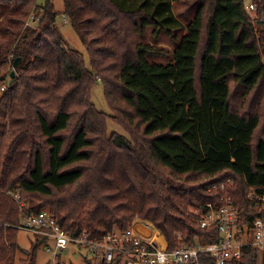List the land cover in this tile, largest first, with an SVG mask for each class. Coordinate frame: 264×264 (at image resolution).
Masks as SVG:
<instances>
[{
    "label": "trees",
    "instance_id": "trees-1",
    "mask_svg": "<svg viewBox=\"0 0 264 264\" xmlns=\"http://www.w3.org/2000/svg\"><path fill=\"white\" fill-rule=\"evenodd\" d=\"M126 1L64 0L82 53L65 42L53 0H0V85L12 81L0 97V264L18 253L38 264L47 241L20 246L14 192L73 238L100 240L140 218L171 251L219 242L218 228L194 220L223 205L222 184L243 222L262 216L248 193L264 194V0H198L186 26L169 9L179 0ZM99 84L129 137L108 133L92 100ZM242 253L226 264H264V251Z\"/></svg>",
    "mask_w": 264,
    "mask_h": 264
},
{
    "label": "built area",
    "instance_id": "built-area-1",
    "mask_svg": "<svg viewBox=\"0 0 264 264\" xmlns=\"http://www.w3.org/2000/svg\"><path fill=\"white\" fill-rule=\"evenodd\" d=\"M250 8L254 9V5L251 4ZM221 189L223 205L219 209L209 205L207 213L196 210L194 220L202 229L218 228L219 242L201 243L197 240V243L183 244L173 251L169 250L165 236L151 221L137 218L127 229L116 228L100 240L89 239L85 233L73 238L60 229L50 213L27 214L19 192H14V197L21 213L20 229L33 233L36 239H47L44 246L52 257V264H69L63 256L74 248L76 252L88 254L85 264H113L119 255L123 256L122 264H200L201 253H208L216 264H226L240 260L245 246L264 251V194L259 195L254 190L248 193L249 200L256 202L251 211L262 213L251 225L243 222L242 212L234 204L225 184Z\"/></svg>",
    "mask_w": 264,
    "mask_h": 264
},
{
    "label": "rangeland",
    "instance_id": "rangeland-1",
    "mask_svg": "<svg viewBox=\"0 0 264 264\" xmlns=\"http://www.w3.org/2000/svg\"><path fill=\"white\" fill-rule=\"evenodd\" d=\"M48 0H40L41 4H46ZM128 2V1H126ZM159 2H161L159 0ZM53 3L55 4V9L59 14L58 20H57V26L65 40V42L73 49L82 53H85V49L83 46V43L78 36V34L75 32L73 29V26L71 25L70 21L66 18L64 15L65 11V4L64 0H53ZM130 3V0L129 2ZM143 3V1H142ZM197 3L198 0H179V1H172L171 6H170V11L175 15V17L180 20V22L186 26L187 22L185 19V16L188 15L190 19L194 16V13L197 9ZM249 3H252V0H249ZM132 4V3H130ZM157 4L158 2H154V8L152 9L153 13H158L157 9ZM33 25H37L36 21H30ZM263 24V23H262ZM151 32V31H150ZM152 34V32H151ZM145 42H148L149 44H153V41L150 38V33L147 35V37L144 39ZM170 38L166 36L165 33H161V38L158 43V46L165 48L171 52L174 51L175 47L170 44ZM86 60L89 61V58L86 57ZM156 61L159 63H168L167 58L161 57V58H156ZM11 70V67H7L5 70V74L8 75V72ZM14 71V70H12ZM11 80L9 78H5L4 82L1 83L0 85V97L3 93V87L6 88L8 87L9 84H11ZM93 97L92 100L97 107L99 111H102L106 113L109 116V119L107 121L108 123V133H118L121 135H124L126 137H129V133L122 128L121 125H119L116 120L114 119V114L112 109L109 107L107 104V101L104 97V90L101 84H99L92 93ZM21 224V223H20ZM19 225V224H18ZM36 235H34L31 232L21 230L18 233V242L20 246L23 249L30 250L37 242H36ZM88 256V254L82 252H76L75 248L68 251L66 254H64L63 258L64 261L69 263V264H85V258ZM23 259H25V254L23 253H18V259H17V264H24ZM53 260L50 254L46 252L45 246L41 244L39 251L37 253V263L38 264H52Z\"/></svg>",
    "mask_w": 264,
    "mask_h": 264
},
{
    "label": "water",
    "instance_id": "water-1",
    "mask_svg": "<svg viewBox=\"0 0 264 264\" xmlns=\"http://www.w3.org/2000/svg\"><path fill=\"white\" fill-rule=\"evenodd\" d=\"M260 23H263V21H261ZM21 62H22V58L21 57L16 58L15 61H14V67H19ZM11 77L12 78L15 77V71L11 72Z\"/></svg>",
    "mask_w": 264,
    "mask_h": 264
}]
</instances>
